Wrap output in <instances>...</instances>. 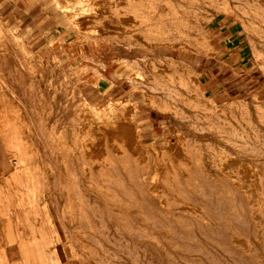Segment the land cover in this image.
<instances>
[{
	"label": "rangeland",
	"instance_id": "rangeland-1",
	"mask_svg": "<svg viewBox=\"0 0 264 264\" xmlns=\"http://www.w3.org/2000/svg\"><path fill=\"white\" fill-rule=\"evenodd\" d=\"M11 1L0 176L86 264H264V0Z\"/></svg>",
	"mask_w": 264,
	"mask_h": 264
},
{
	"label": "crops",
	"instance_id": "crops-1",
	"mask_svg": "<svg viewBox=\"0 0 264 264\" xmlns=\"http://www.w3.org/2000/svg\"><path fill=\"white\" fill-rule=\"evenodd\" d=\"M11 2H0V10L9 8ZM21 7L27 5H17L18 10ZM3 18L20 26L28 20L19 14ZM33 32L34 28L28 26L26 34L31 35L23 37L32 38ZM19 184L15 175L0 176V264H86L76 241L69 237V242L62 235L58 203L48 198L26 202ZM39 184L43 189L48 181L42 177Z\"/></svg>",
	"mask_w": 264,
	"mask_h": 264
},
{
	"label": "bare ground",
	"instance_id": "bare-ground-1",
	"mask_svg": "<svg viewBox=\"0 0 264 264\" xmlns=\"http://www.w3.org/2000/svg\"><path fill=\"white\" fill-rule=\"evenodd\" d=\"M164 94V93H163ZM125 107H127V106H125ZM128 111V110H127ZM123 112V111H122ZM126 112V111H125ZM113 113V112H112ZM113 114H115V113H113ZM131 116V115H130ZM131 120V119H130ZM132 121V120H131ZM132 125H129V124H120L119 126H117V127H113L112 129H110V131H112L111 133L112 134H114L115 132H117V133H119V134H122V133H124V135L125 136H128V137H131V138H133L134 140H135V131L133 130V128L131 127ZM136 130V129H135ZM103 135V134H102ZM109 135H111V134H109ZM137 135V134H136ZM98 138V137H97ZM137 138V137H136ZM138 139V138H137ZM100 140V139H99ZM114 140V139H113ZM138 142V141H137ZM95 146H96V144H95ZM116 146V145H115ZM186 151V150H185ZM173 152V151H172ZM155 167V166H154ZM162 168V167H161ZM235 173H238V172H235ZM167 174V173H166ZM154 176H156V175H154ZM133 177H135L134 175H133ZM157 177V176H156ZM159 178V177H158ZM240 179H241V177H239ZM159 179H161V178H159ZM158 179V180H159ZM167 179V178H166ZM157 180V181H158ZM162 180V179H161ZM149 181V180H148ZM155 181V180H154ZM240 181V180H239ZM158 182H160V180L158 181ZM168 183V182H167ZM170 183V182H169ZM245 184V183H244ZM248 184H250V183H248ZM171 185V184H170ZM241 185V184H240ZM255 185V184H254ZM102 187V186H101ZM252 187V186H251ZM250 188V187H249ZM255 189H256V187H255ZM250 190V189H249ZM247 191V190H246ZM252 191V190H251ZM250 191V192H251ZM149 192V191H148ZM170 192V191H169ZM248 193H249V191H248ZM176 196V195H175ZM259 196V195H258ZM179 197V196H178ZM180 200V199H179ZM182 200V199H181ZM253 200V199H252ZM248 201V200H247ZM248 202H250V201H248ZM255 204V203H254ZM185 205V204H184ZM263 205V204H262ZM181 206V205H180ZM184 208V207H183ZM194 208V207H193ZM186 211V210H185ZM166 212V211H165ZM184 212V211H183ZM194 212V211H193ZM187 213V212H186ZM195 214V213H194ZM202 215V214H201ZM245 215V214H244ZM255 215V214H254ZM188 216V215H187ZM203 217V216H202ZM192 218V217H191ZM162 219V218H161ZM212 219H213V217H212ZM246 219V218H245ZM244 219V220H245ZM196 220V219H195ZM211 220V219H210ZM260 220V219H259ZM258 220V221H259ZM194 221V220H193ZM234 222V221H233ZM251 222V221H250ZM261 222V221H260ZM205 223V222H204ZM165 224V223H164ZM225 224V223H224ZM245 224V223H244ZM251 224V223H250ZM219 225V224H218ZM230 226H231V224H230ZM246 226V225H245ZM238 228V227H237ZM154 230V229H153ZM160 231V230H159ZM163 231V230H162ZM247 231V230H246ZM156 232V231H155ZM224 232H226V231H224ZM237 232H239V231H237ZM208 233V232H207ZM227 233V232H226ZM138 234V233H137ZM165 234H166V231H165ZM242 235V234H241ZM166 236V235H165ZM210 236V235H209ZM231 236V234L229 235V237ZM237 236V235H236ZM264 236V235H263ZM168 237V236H167ZM243 237V236H242ZM207 239V238H206ZM209 239V238H208ZM166 239H164V241H165ZM213 240V239H212ZM251 239H249V241H250ZM133 241V240H132ZM233 241H235V244H237L238 246H240V247H242V249L241 250H243V251H245V253L244 254H246V252L248 253V254H252V249L250 250V248H248L245 244H244V242L241 240V238H237V237H235L234 238V240ZM247 241V240H246ZM261 241V240H260ZM259 242V241H258ZM135 243H136V241H135ZM182 243V242H181ZM183 244V243H182ZM259 244H261V242H259ZM258 244V245H259ZM163 245V244H162ZM232 245V244H231ZM256 245L257 244H255V247H256ZM168 246V245H167ZM190 246H191V244H190ZM200 246V245H199ZM205 246V245H204ZM162 247V246H161ZM185 247H186V245H185ZM243 247H244V249H243ZM254 247V248H255ZM165 248V247H164ZM167 248V247H166ZM184 248V247H183ZM197 248V247H196ZM146 250V249H145ZM165 250V249H164ZM163 250V251H164ZM167 250V249H166ZM165 250V251H166ZM169 250V249H168ZM240 250V251H241ZM148 251V250H147ZM219 251V250H218ZM238 251V250H237ZM237 251H235V252H237ZM239 251V252H240ZM174 252V251H173ZM187 252V251H186ZM232 252V251H231ZM239 252H237V253H239ZM171 254H172V252H170ZM202 253H204V252H202ZM241 253H242V251H241ZM253 253H255V252H253ZM260 253V252H259ZM174 254V253H173ZM256 254V253H255ZM142 255V254H141ZM199 255V254H198ZM236 255V254H235ZM238 255V254H237ZM243 255V254H242ZM264 255V254H263ZM174 256V255H173ZM177 256V255H176ZM196 256V255H195ZM248 256V255H247ZM246 256V257H247ZM256 256V255H255ZM259 256V255H258ZM262 256V255H261ZM201 257V256H200ZM199 257V258H200ZM224 257V256H223ZM231 257V256H230ZM252 257V256H251ZM257 257V256H256ZM146 258V257H145ZM253 258V257H252ZM147 259V258H146ZM222 259V258H221ZM254 259V258H253ZM256 259V258H255ZM254 259V260H255ZM228 261L230 260V259H227ZM226 260V261H227ZM140 261H141V259H140ZM222 261H223V259H222ZM235 261V260H234ZM237 261V260H236ZM147 262V261H146ZM145 262V263H146ZM164 262V261H163ZM187 262H189V261H187ZM186 262V263H187ZM197 262V261H196ZM230 262V261H229ZM228 262V263H229ZM238 262V261H237ZM244 262V261H243ZM255 262V261H254ZM253 262V263H254ZM179 263H181V262H179ZM223 263V262H222ZM255 263H257V262H255ZM262 263V262H261ZM226 264V263H225ZM233 264V263H232ZM242 264V263H241ZM252 264V263H251Z\"/></svg>",
	"mask_w": 264,
	"mask_h": 264
}]
</instances>
